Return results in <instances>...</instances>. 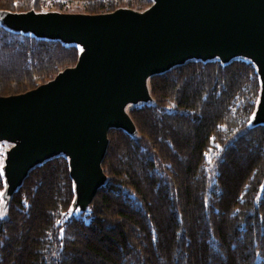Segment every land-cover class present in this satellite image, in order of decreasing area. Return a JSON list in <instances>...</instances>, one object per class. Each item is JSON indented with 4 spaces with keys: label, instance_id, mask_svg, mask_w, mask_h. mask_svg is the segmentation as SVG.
<instances>
[{
    "label": "trees",
    "instance_id": "1",
    "mask_svg": "<svg viewBox=\"0 0 264 264\" xmlns=\"http://www.w3.org/2000/svg\"><path fill=\"white\" fill-rule=\"evenodd\" d=\"M74 2L90 15L153 4L0 0V13ZM79 57L76 45L0 24V96L32 91ZM149 87L155 104L130 111L138 135L109 132L108 180L86 213L71 212L76 194L65 156L28 174L0 214V264H264V124L251 123L261 91L255 67L242 59L189 61L151 77Z\"/></svg>",
    "mask_w": 264,
    "mask_h": 264
},
{
    "label": "water",
    "instance_id": "2",
    "mask_svg": "<svg viewBox=\"0 0 264 264\" xmlns=\"http://www.w3.org/2000/svg\"><path fill=\"white\" fill-rule=\"evenodd\" d=\"M16 32L85 46L74 67L25 94L0 98V137H16L6 178L12 195L37 166L64 152L77 200L90 206L105 185L109 132L135 136L125 112L146 100L148 80L195 58L223 64L245 53L260 66L261 103L253 126L264 124V0H155L145 12L100 15L1 13Z\"/></svg>",
    "mask_w": 264,
    "mask_h": 264
},
{
    "label": "rangeland",
    "instance_id": "3",
    "mask_svg": "<svg viewBox=\"0 0 264 264\" xmlns=\"http://www.w3.org/2000/svg\"><path fill=\"white\" fill-rule=\"evenodd\" d=\"M154 3H155V0H153V4ZM149 8H147L145 10H141V11H136V10H133V9H130V8H119V9L113 11V12H116V11H119V10H132V11H135V12L143 13V12L147 11ZM29 12H34L36 15H52V14L90 15V14L87 13L86 6L82 2H74V3H70V4L69 3H66V4L63 5V7L61 9H59L57 7H54L51 4V5H49L48 7L44 8L41 11L30 10V11H27V12L12 13V14H26V13H29ZM113 12H111V13H113ZM0 15H1V13H0ZM0 24H2L1 21H0ZM22 33H24V32H22ZM25 34L33 35V33H31V32H28V33H25ZM70 45H76L80 49V54L86 48L85 46H83V45H81L79 43H76V42L75 43H72ZM237 59H242V60H245L247 62L252 63L253 66L255 67L256 71H257V74H258L259 79H260V82H261L260 66H259V63L253 57H251V56H249V55H247L245 53H242V54L239 53V54L231 57L230 59H228L227 62H232L233 60H237ZM210 60L211 61L218 60L222 64H223L222 61H225V60L220 59L217 56H212L210 58ZM189 61H196V59L193 58V59L186 60V63L189 62ZM63 71H61V72H63ZM56 77H57V75L55 77H53L51 80H46L44 83L40 84L38 87H40V86H42L44 84L49 83L50 81L54 80ZM149 80H148V91H149L148 98L146 100H142V101H137L136 100V101L128 102L125 105V112L127 113V115L130 116V111L133 108H137V107H140V106H143V105L155 104V99L152 97L151 92H150ZM261 87H262V82H261ZM261 92H262V88H261V91H260V97H259V100H258V103H257V106H256V110H255V112L253 114V117H252V120H251L252 121L251 122L252 124H253L255 115L257 113V110L259 108V105L261 103ZM23 94H25V93H23ZM19 95H22V94H19ZM13 96H18V95H9V96H5V97H1L0 96V98L13 97ZM165 106L168 107V108H173L172 104L171 103H168V102L165 103ZM137 133L138 132H136L134 135L135 136L138 135ZM20 143H21V140L19 138H16V137H8V138L0 137V171L3 174L4 182H5V188H4V190L2 192H0V209H1L0 214L2 216H5L6 213H7V209L9 207V204H10V201H11L12 187H13L7 181V178H6V168L9 165L12 151ZM59 156H65L66 157V154L64 152H61V153H59ZM104 174L106 175L105 172H104ZM106 178L108 180V176L107 175H106ZM107 180H106V182H107ZM74 186H75V184H74ZM75 194H76V192H75ZM82 205H83V202L77 200V196H76L75 197L74 204H73V207H72V211H71L72 214L79 215V214H82V213H86L89 210V207L90 206H87L86 209H83Z\"/></svg>",
    "mask_w": 264,
    "mask_h": 264
}]
</instances>
